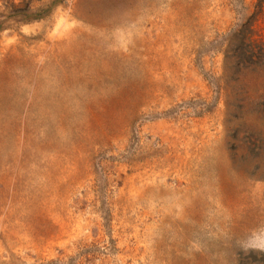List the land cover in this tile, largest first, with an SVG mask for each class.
Wrapping results in <instances>:
<instances>
[{
  "label": "rangeland",
  "instance_id": "374dc122",
  "mask_svg": "<svg viewBox=\"0 0 264 264\" xmlns=\"http://www.w3.org/2000/svg\"><path fill=\"white\" fill-rule=\"evenodd\" d=\"M264 0H0V264H264Z\"/></svg>",
  "mask_w": 264,
  "mask_h": 264
},
{
  "label": "clouds",
  "instance_id": "9594fccd",
  "mask_svg": "<svg viewBox=\"0 0 264 264\" xmlns=\"http://www.w3.org/2000/svg\"><path fill=\"white\" fill-rule=\"evenodd\" d=\"M241 250L245 253L250 251H264V230L253 232L247 244L241 245Z\"/></svg>",
  "mask_w": 264,
  "mask_h": 264
}]
</instances>
